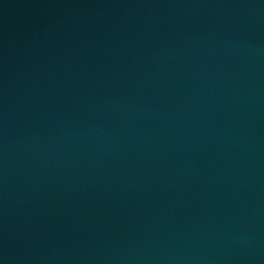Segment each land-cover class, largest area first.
Returning a JSON list of instances; mask_svg holds the SVG:
<instances>
[{"label":"water","instance_id":"water-1","mask_svg":"<svg viewBox=\"0 0 264 264\" xmlns=\"http://www.w3.org/2000/svg\"><path fill=\"white\" fill-rule=\"evenodd\" d=\"M0 264H264V0H0Z\"/></svg>","mask_w":264,"mask_h":264}]
</instances>
